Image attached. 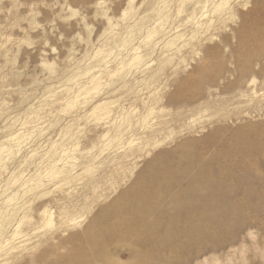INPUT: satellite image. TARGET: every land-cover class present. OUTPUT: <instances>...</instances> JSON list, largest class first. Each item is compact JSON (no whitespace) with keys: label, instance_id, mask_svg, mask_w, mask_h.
<instances>
[{"label":"rangeland","instance_id":"1","mask_svg":"<svg viewBox=\"0 0 264 264\" xmlns=\"http://www.w3.org/2000/svg\"><path fill=\"white\" fill-rule=\"evenodd\" d=\"M263 26L264 0H0V264H264Z\"/></svg>","mask_w":264,"mask_h":264},{"label":"bare ground","instance_id":"2","mask_svg":"<svg viewBox=\"0 0 264 264\" xmlns=\"http://www.w3.org/2000/svg\"><path fill=\"white\" fill-rule=\"evenodd\" d=\"M251 22H252V21H251ZM253 23H254V22H253ZM255 23H256V22H255ZM257 25H258V24H257ZM248 26H250V23H249ZM255 27H256V26H255ZM261 27H262V26H261ZM263 27H264V26H263ZM259 28H260V27H259ZM254 31H255V30H254ZM260 32H261V31H260ZM256 33H258V32H256ZM261 33H262V32H261ZM249 34H250V33H249ZM251 34L253 35V34H255V33H251ZM256 35H257V34H256ZM256 35H253V37H254L255 39L252 38L251 36H249L250 38H252V39L249 40V41H252L253 39L256 41V40H257L256 38L259 36V35H258V36L256 37ZM261 35L264 36V34H261ZM245 36H247V35H245ZM242 37H243V36H242ZM244 38H245V41H247V40H246L247 37H244ZM258 38H259V37H258ZM242 39H243V38H242ZM242 39H241V40H242ZM247 39H248V38H247ZM260 40L262 41V38H261ZM242 41H243V40H242ZM257 41H258V40H257ZM261 41H260V42H261ZM263 41H264V38H263ZM243 45H244V44H243ZM243 45H242V46H243ZM245 129H246V128H245ZM248 129H249V128H248ZM248 131H250V130H248ZM157 163H158V162H157ZM230 166H231V165H230ZM232 166H233V165H232ZM237 166H239V165L237 164ZM159 167H160V166H159ZM190 167H191V166H190ZM207 167H208V166H207ZM214 167H215V166H214ZM240 167H241V165H240ZM167 168H168V167H167ZM187 168H188V167H187ZM200 168H201V167H200ZM216 168H217V167H216ZM219 168H220V167H219ZM229 168H230V167H229ZM229 168H228V169H229ZM231 168H232V167H231ZM231 168H230V169H231ZM155 169H156V167H155ZM158 169H159V168H158ZM176 169H177V168H176ZM178 169H180V168H178ZM178 169H177V170H178ZM182 169H183V168H182ZM203 169H205V168H203ZM211 169H214V168H211ZM222 169H223V168H222ZM226 169H227V168H226ZM239 169H240V168H239ZM150 170H151V169H150ZM153 170H154V169H153ZM172 170H173V169H172ZM172 170H171V171H172ZM201 170H202V169H200L199 171H201ZM241 170H242V169H241ZM168 171H169V169L167 170V172H168ZM178 171H179V170H178ZM178 171H177V172L175 171V173H179ZM187 171H190V169L187 170ZM195 171H197V170H195ZM208 171H209V170H208ZM211 171H212V170H210V172H211ZM250 171H251V170H250ZM158 172H159V171H158ZM173 172H174V170H173ZM184 172H185V171H184ZM204 172H206V171L204 170ZM204 172H203V174H205ZM246 172H247V171H246ZM246 172H245V174L247 175L249 171H248L247 173H246ZM182 173H183V172H182ZM187 173H188V172H187ZM201 173H202V172H201ZM208 173H209V172H208ZM214 173L216 174L217 172H214ZM250 173H251V172H250ZM250 173H249V174H250ZM166 174H167V173H166ZM210 174H213V172L210 173ZM210 174H207V175H208L207 177H211L212 175L210 176ZM232 174H233V173H232ZM241 174H242V173H241ZM255 174H256V173H255ZM153 175H154V174H153ZM168 175H169V174H168ZM180 175H181V173H180ZM183 175H184V174H183ZM197 175L199 176L200 174H197ZM201 175H202V174H201ZM143 176H144V175H143ZM156 176H157V175H156ZM158 176H159V175H158ZM181 176H182V175H181ZM181 176H180V177H181ZM205 176H206V175H204V177H205ZM214 176H215V175H214ZM214 176H213V178H214ZM243 176H244V174H243ZM184 177H185V175H184ZM184 177H183V179H184ZM191 177H194V174H193V176H191ZM172 178H173V177H172ZM185 178H186V177H185ZM215 178H216V177H215ZM217 178H218V177H217ZM219 178H221V177H219ZM166 179H167V178H166ZM198 179H199V178H198ZM200 179H201V177H200ZM209 179H210V178H209ZM209 179H208V180H209ZM153 180H155V179H153ZM169 180H171V177H170ZM189 180H190V179H189ZM204 180H205V178H204ZM208 180H206V182H207ZM211 180H212V179H211ZM217 180H218V179H217ZM217 180H216V181H217ZM237 180H238V179H237ZM178 181H179V180H178ZM180 181H182V182H183V185H184V181H183L182 179H181ZM180 181H179V182H180ZM198 181H199V180H198ZM216 181H215V182H216ZM219 181H220V180H219ZM222 181H223V180H222ZM222 181L219 182L220 184H219L218 182H216V184H218V185H222V188H223L224 186H226L225 183H226L227 181L223 182L224 184L221 183ZM165 182H166V181H165ZM167 182H169V181H167ZM191 182H192V181H191ZM193 182H195V181H193ZM212 182H214V181L212 180ZM212 182H211V184H212ZM215 182H214V183H215ZM236 182H237V181H236ZM239 182H243V181H239ZM169 183H170V182H169ZM169 183H168V184H169ZM171 183H172V182H171ZM173 183H174V182H173ZM185 183H187V182H185ZM195 183H196V182H195ZM207 183H210V182H207ZM207 183H206V184H207ZM165 184H166V183H165ZM178 184H179V183H178ZM181 184H182V183H181ZM206 184H205V185H206ZM230 184H231V185H230ZM230 184H227V186L230 185V186H228V187H231V186L233 185V183H231V182H230ZM236 184L238 185V183H236ZM155 185H156V184H155ZM186 185H187V184H185V186H186ZM191 185H192V184H191ZM191 185H190V186H191ZM199 185H200V183H199ZM201 185H202V184H201ZM205 185L203 184V186H205ZM212 185H213V184H212ZM214 185H215V184H214ZM214 185H213V186H214ZM218 185H217V187L220 188V186H218ZM223 185H224V186H223ZM162 186H163V184H162ZM171 186H172V185H171ZM187 186H189V184H188ZM187 186H186V187H187ZM209 186H211V185L208 184V187H209ZM235 186H236V185H235ZM238 186H239V185H238ZM165 187H166V185H165ZM175 187H176V186H175ZM182 187H183V186H182ZM198 187H199V186H198ZM217 187H216V188H217ZM233 187H234V186H233ZM233 187H231V189H233ZM150 188H151V187H150ZM159 188H160V187H159ZM216 188H215V189H216ZM226 188H227V187H225V189H226ZM163 189H164V187H163ZM167 189H168V188H167ZM179 189H181V188L179 187ZM203 189H204V188L201 187V190H203ZM205 189H209V188H206V187H205ZM212 189H213V188H212ZM215 189L213 190L214 192L216 191ZM223 189H224V188H223ZM223 189H221V192H222ZM231 189H230V190H231ZM234 189L236 190V187H235ZM234 189L231 190L230 192L235 191ZM177 190H178V189H177ZM197 190H198V189H196V191H197ZM210 190H211V189H210ZM210 190H208V191H210ZM227 190L229 191V189H227ZM181 191H182V189H181ZM211 191H212V190H211ZM217 191H218V189H217ZM225 191H226V190H224V192H225ZM204 192H205V190H204ZM150 193H151V192H150ZM192 193H193V194H192ZM201 193H202V192H201ZM218 193H219V191H218ZM189 194H190V195L192 194L193 196H195V194H197V193H195V186L193 187V185H192L190 188H188V187L185 188V187H184V190H183V192H182V196H181V197H172V198H173V199L175 198L176 200H177V198H179V199H183V200L185 199V201L187 202L188 200H186V197H184V196H185V195H186V196H189ZM202 194H206V193H202ZM208 194H209V193H208ZM210 194H211V193H210ZM213 194H214V193H213ZM177 196H179V193H178ZM197 196H198V195H197ZM199 196L201 197L202 195H200V193H199ZM187 198H188V197H187ZM175 199H174V201H175ZM199 199H200V198H199ZM203 199L206 200V198H203ZM207 199H208V198H207ZM183 200H182V201H183ZM195 200H196V199H195ZM209 200H210V199H209ZM160 201H161V200H160ZM157 202H158V201H157ZM168 202H170V201H168ZM168 202L166 201V203H168ZM177 202H178V201H177ZM183 202H184V201H183ZM188 202H189V201H188ZM197 202H198V201H197ZM181 203H182V202H181ZM184 203H185V202H184ZM198 203H199V202H198ZM159 204H160V203H159ZM188 204H189V203H188ZM188 204H186V206H187ZM191 204H193V203H191ZM162 205H163V204H162ZM164 205H165V204H164ZM167 205H168V204H166V206H167ZM202 205H203V204H202ZM183 206H185V205L183 204ZM190 206H191V205H189L188 208H190ZM199 206H200V204H199ZM199 206H198V207H199ZM203 207H204V206H203ZM206 207H207V206H206ZM206 207H205V208H206ZM210 207H211V206H210ZM210 207H209V208H210ZM191 208H192V206H191ZM194 208H195V206H194ZM196 209H197V206H196ZM206 209H208V208H206ZM210 209H212V208H210ZM181 210H182V209H181ZM194 211H196V210H194ZM203 211H205V210H203ZM203 211H200V212H203ZM198 212H199V211H198ZM191 213H192V212H191ZM206 214H207V213H206ZM203 215H204V216H202V215H201V216L205 218L208 214H207L206 216H205V214H203ZM191 216H192V215H191ZM191 216L188 215V217H191ZM186 217H187V216H186ZM186 217H184L183 219L186 220V221H188L189 218L186 219ZM193 217H194V218H193ZM193 217H191V218H193V220H192V219H191V220L194 222V220H196V215H193ZM204 218H203V220H204ZM221 218H223V217H221ZM174 219H175V218H174ZM183 219H182V220H183ZM199 219H200V217H199ZM170 220H171L172 222L174 221V220H172V219H170ZM175 220H176V219H175ZM189 220H190V219H189ZM205 220H206V218H205ZM205 220H204V221H205ZM171 221H170V222H171ZM172 222H171V223H172ZM197 222H198V221H197ZM199 222H200V221H199ZM206 222H207V221H206ZM208 222H209V221H208ZM219 222H220V220H219ZM222 222H223V221H222ZM222 222H220V223L222 224ZM171 223H170V224H171ZM201 223H202V222H201ZM201 223H199V224L201 225ZM211 223H212V222H211ZM216 223H218V222H216ZM216 223H215V224H216ZM231 223H232V222H231ZM234 223H235V221H234ZM189 224L191 225V224H193V223H189ZM196 224H197V223H196ZM196 224H195V225H196ZM202 224H203V223H202ZM204 224H205V223H204ZM113 225H114V224H113ZM197 225H198V224H197ZM205 225H206V224H205ZM210 225H212V224H210ZM218 225H219V223H218ZM167 226H168V225H167ZM191 226H192V225H191ZM198 226H199V225H198ZM213 226H214V225H213ZM220 226H222V225H220ZM199 227H201V226H199ZM202 227H204V225H203ZM207 227H209V225H208ZM120 228H121V227H120ZM141 228H142V227H141ZM125 229H126V228H125ZM125 229H124V230H125ZM190 229H191V228H190ZM190 229H189V230H190ZM196 229H197V226H196ZM213 229L215 230L216 228H213ZM138 230H139V229H138ZM189 230H188V231H189ZM193 230H194V228H193ZM200 230H203V229H200ZM200 230H198L199 233H201ZM206 230L208 231V229H206ZM206 230L204 229V233L207 232ZM205 231H206V232H205ZM189 232H190V231H189ZM210 232H211V231H210ZM184 233H185V232L183 231V234H184ZM197 233H198V232H197ZM204 233H202L201 235L203 236ZM207 233H209V232H207ZM134 234H135V233H134ZM134 234H133V235H134ZM154 234H155V233H154ZM181 234H182V233H181ZM188 234H189V233H188ZM193 234L195 235L196 233H193ZM193 234H192V235H193ZM124 235H125V234H124ZM127 235H128V234H127ZM185 235H186V234H185ZM196 235H197V234H196ZM198 235H199V236H198ZM198 235H197V238L199 239V237H201V236H200V234H198ZM142 236H143V235H142ZM166 236H167V235H166ZM166 236H165V237H166ZM189 236H190V235H189ZM136 237H137V236H136ZM162 237H163V235H162ZM172 237H175V236H172ZM194 237L196 238V236H194ZM203 237H205V235H204ZM203 237H202V238H203ZM185 238H186V236H185ZM188 238H191V240H192V239H193V236H192V237H188ZM195 238H194V239H195ZM197 238H196V239H197ZM121 239H122V238H121ZM172 239H173V238H172ZM186 239H187V238H186ZM194 239H193V240H194ZM200 239H201V238H200ZM109 240H110V239H109ZM164 240H167V239H164ZM187 240H188V239H187ZM133 241H135V240L133 239ZM176 241H177V240H176ZM194 241H195V240H194ZM197 241H198V240H197ZM109 242H110V241H109ZM138 242H139V240L136 242V244H137ZM170 242H171V241H170ZM173 242H174V241H173ZM173 242H172V243H173ZM180 242H181V241H180ZM183 242H184V241H183ZM190 242H193V241H190ZM174 243H175V242H174ZM178 243H179V242H178ZM178 243H176V244H178ZM213 243H214V241H213ZM134 244H135V243H134ZM132 245H133V244H132ZM180 245H182V244L180 243ZM211 245H212V244H211ZM211 245H210V246H211ZM146 246H147V245H146ZM170 246H171V245H170ZM172 246H174V245H172ZM175 246H176V245H175ZM213 246H214V245H213ZM214 247H215V246H214ZM153 248H154V247H153ZM177 248H178V247H177ZM143 249H144V248H143ZM148 252H149V251H148ZM155 253H156V252H155ZM146 256H147V255H146ZM151 256H152V255H151ZM141 257H142V256H141ZM151 258H152V257H151ZM171 258H172V254H171ZM188 258H189V257H188ZM143 259H144V257H143ZM165 259H166V258H165ZM168 259H169V258H168ZM183 259H184V258H183ZM183 259H182V260H183ZM71 262H72V261H71Z\"/></svg>","mask_w":264,"mask_h":264}]
</instances>
